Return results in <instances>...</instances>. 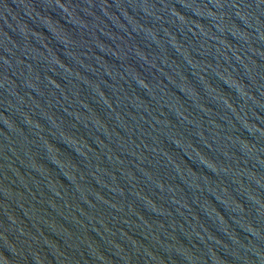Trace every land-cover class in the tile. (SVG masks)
Listing matches in <instances>:
<instances>
[{
    "label": "water",
    "instance_id": "1",
    "mask_svg": "<svg viewBox=\"0 0 264 264\" xmlns=\"http://www.w3.org/2000/svg\"><path fill=\"white\" fill-rule=\"evenodd\" d=\"M0 264H264V0H0Z\"/></svg>",
    "mask_w": 264,
    "mask_h": 264
}]
</instances>
